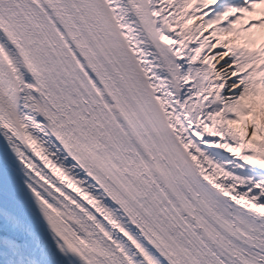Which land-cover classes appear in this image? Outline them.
Here are the masks:
<instances>
[{
    "label": "snow or ice",
    "instance_id": "1",
    "mask_svg": "<svg viewBox=\"0 0 264 264\" xmlns=\"http://www.w3.org/2000/svg\"><path fill=\"white\" fill-rule=\"evenodd\" d=\"M0 264H264V0H0Z\"/></svg>",
    "mask_w": 264,
    "mask_h": 264
}]
</instances>
